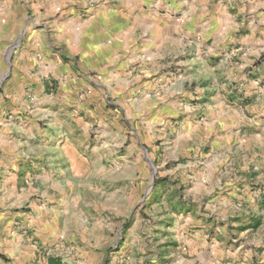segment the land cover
<instances>
[{
	"label": "crops",
	"instance_id": "obj_1",
	"mask_svg": "<svg viewBox=\"0 0 264 264\" xmlns=\"http://www.w3.org/2000/svg\"><path fill=\"white\" fill-rule=\"evenodd\" d=\"M7 53L11 73L2 84L0 103L21 113L25 90L34 93L37 99L27 111L28 124L48 138L51 153L46 161L55 187L50 196L53 211L47 213L51 235L59 233L55 226L68 211L67 205H59L64 201L60 172L65 163L73 170L81 160L76 142L82 135L72 130L85 117L113 124L110 117H119L120 108L125 117L141 118L150 140H163L165 122L180 114L182 96L190 94L184 86L204 83L195 87L199 96L211 99L213 106L216 100L220 105L225 102L237 76L234 70H241L229 58L241 53V75L250 90L245 86L244 92L238 90L253 97L258 117H223L219 108L216 117H204L197 126L179 131L174 150L165 154L179 153L181 138L201 150L210 147L212 135L214 143L228 148L237 142L240 131L246 134L245 129H253L256 143L264 138V0H0V75ZM245 134L240 142L247 145ZM135 139L138 142L139 136ZM211 151L205 155L215 157ZM35 158L28 165L42 164L41 158ZM201 169L205 173H197L196 181L217 182L219 190H211L226 200L238 196L253 203L260 198L261 191L250 187L251 182L237 188L239 181L214 178L216 161ZM241 169L246 171L249 165ZM194 185L192 193L208 192L204 183ZM249 219L239 227L241 232L256 228L258 215ZM206 231L204 227L193 235L189 251L195 255L180 264H215L218 258H225V264H264V243L245 240L240 251L228 244L226 231L220 233L222 237L213 232L223 239L220 243Z\"/></svg>",
	"mask_w": 264,
	"mask_h": 264
},
{
	"label": "rangeland",
	"instance_id": "obj_2",
	"mask_svg": "<svg viewBox=\"0 0 264 264\" xmlns=\"http://www.w3.org/2000/svg\"><path fill=\"white\" fill-rule=\"evenodd\" d=\"M240 55L229 58L233 67L240 65L241 70H234L237 76L223 104L216 100L213 106L211 99L198 95L196 88L204 83L184 86L190 94L182 96L180 114L165 122L168 126L164 125L163 140H150L141 118L125 117L120 108L119 117H110L113 124H106L108 119L83 118L72 130L82 135L76 142L81 160L74 163V171L67 162L60 172L64 201L59 205H67L68 211L58 219L57 235L50 234L51 218L47 215L55 204L50 199L55 187L51 184V164L46 161L51 153L48 138L28 124L27 111L37 96L25 90L21 113L0 103V264H49L50 259L60 264H180L195 255L189 251L190 239L204 227L219 243L223 239L213 232L222 237L226 231L228 244L239 246L240 251L245 240L263 244L264 163L260 161L264 160V138L256 143L253 129H245L246 134L240 131L237 142L228 148L214 143L212 135L210 147L206 145L204 150L195 143L186 145L181 138L179 153L165 154L174 150L179 131L197 126L204 117H216L219 108L223 117H258L253 97L240 95L238 90H250L241 75L244 59L238 58ZM10 73L11 57L7 53L0 94ZM244 134L249 137L247 145L240 142ZM211 149L215 157L205 155ZM37 156L42 164L28 165ZM210 161L217 164L214 178L239 181L237 188L251 182L250 187L261 191L260 198L253 203L238 196L226 200L211 190H219L217 182L196 181L197 173H205L201 167ZM257 163L260 168L252 169ZM245 164L249 169L243 171ZM194 182L204 183L208 192L192 193ZM251 214L258 215L256 228L241 232L239 227L246 226ZM215 264H225V258H218Z\"/></svg>",
	"mask_w": 264,
	"mask_h": 264
},
{
	"label": "trees",
	"instance_id": "obj_3",
	"mask_svg": "<svg viewBox=\"0 0 264 264\" xmlns=\"http://www.w3.org/2000/svg\"><path fill=\"white\" fill-rule=\"evenodd\" d=\"M49 264H60V263H58L56 260H54V259H50L49 260Z\"/></svg>",
	"mask_w": 264,
	"mask_h": 264
}]
</instances>
